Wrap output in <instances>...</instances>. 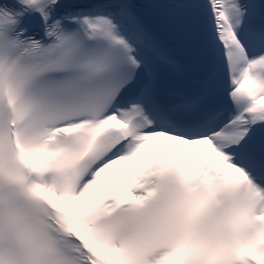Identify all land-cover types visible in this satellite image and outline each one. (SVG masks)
I'll return each instance as SVG.
<instances>
[{
	"label": "snow or ice",
	"instance_id": "snow-or-ice-1",
	"mask_svg": "<svg viewBox=\"0 0 264 264\" xmlns=\"http://www.w3.org/2000/svg\"><path fill=\"white\" fill-rule=\"evenodd\" d=\"M0 264H264V0H0Z\"/></svg>",
	"mask_w": 264,
	"mask_h": 264
}]
</instances>
